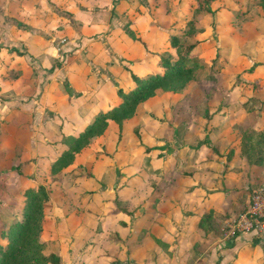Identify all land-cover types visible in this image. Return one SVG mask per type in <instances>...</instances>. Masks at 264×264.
Masks as SVG:
<instances>
[{
  "label": "crops",
  "instance_id": "obj_1",
  "mask_svg": "<svg viewBox=\"0 0 264 264\" xmlns=\"http://www.w3.org/2000/svg\"><path fill=\"white\" fill-rule=\"evenodd\" d=\"M184 3L0 0V231L19 216L25 192L40 184L49 189L40 238L60 264H124L125 258L113 252L120 248L134 264H192L198 259L205 264H244L242 251L233 256L242 246L249 251L245 264H252L251 255L258 251L263 257L258 254L255 261L264 264V232L252 242L250 232L227 241L197 226L208 211L212 224L222 226L246 202L247 186L264 182V166L246 165L238 152L241 128L254 125L264 132V64L259 63L264 35L251 41L252 52H239L238 47L233 52L227 46L224 71L250 69L242 73L241 83L233 84L235 74L223 79L225 104L210 106L215 120L209 124L207 144L212 152L202 155L206 147L197 145L202 142L199 136L168 133L161 151L152 143L145 155L148 164L128 158L122 165L126 147L116 143L117 135L109 133L115 127L108 122L102 134L90 138L60 168L59 184L52 188V161L98 110L117 101L116 87L133 84L128 68L143 74L156 68L155 53L173 51L167 35L179 25ZM250 22L264 26V21ZM249 80L256 81L255 89ZM155 126L146 129L153 132ZM153 156L160 157L159 166L150 165ZM141 174L146 176L143 200L138 199ZM94 206L99 208L96 213ZM120 207L129 211L128 242L121 240L126 233L121 234V220L126 218L116 210ZM138 207L143 213H136ZM109 230L117 232L123 247L106 240ZM148 237L158 249L149 245ZM62 242L67 244L64 250Z\"/></svg>",
  "mask_w": 264,
  "mask_h": 264
},
{
  "label": "trees",
  "instance_id": "obj_2",
  "mask_svg": "<svg viewBox=\"0 0 264 264\" xmlns=\"http://www.w3.org/2000/svg\"><path fill=\"white\" fill-rule=\"evenodd\" d=\"M212 1L187 0L185 7L190 8L191 14L196 18L192 19V22L199 21L205 15L212 16L216 9L224 23L228 20L231 21L232 16H236L238 9L248 11L252 7H257L259 11H264V0H242L243 2L240 0H221L223 2L218 8L210 6ZM232 4L235 6L234 8ZM188 22L191 21H186L181 26V33L174 30L167 35V43L173 51H166L165 54L163 52L155 53L153 60L156 68L147 69L143 74H138L128 68L133 84L127 89L116 87L117 101L105 109L98 110L93 118L71 138L67 148L62 151L60 156L52 161V174L55 173L52 175V188L59 184L57 172L60 168L70 163L74 153L85 146L90 138L102 134L108 122L114 125L117 130L116 135L119 138L123 122L133 117L143 102L153 98L160 91L175 93L179 92L190 81L199 83L203 81L202 76L205 71L209 68L211 71L212 67L215 70V67H218L219 64L217 63L222 61L217 62L216 57L211 60L214 65H208L200 57L202 42L200 38H197V35L203 31V28L194 26L192 22L188 26ZM173 27H177L179 30L180 25ZM231 32L235 31L231 28L229 34ZM223 66L224 63L219 65L218 70ZM249 69L236 72L233 77V84L241 83L244 79L242 73L248 72ZM222 70L223 68L217 73L215 72L214 80L218 79V74ZM209 72L206 77L211 76ZM221 81L224 85L225 82ZM247 82H250L253 89L257 87L255 80ZM238 139V152L246 165L264 166V132L257 126L247 125L238 131ZM230 153L231 148L225 152L226 159ZM48 190V187L40 184L36 188L27 190L19 216L14 217L6 227L1 229L0 264H60L57 254L44 250L45 243L40 238L43 201L47 198ZM116 210L123 211L124 208L120 207ZM126 213L128 214L129 211L126 210ZM211 217V211L200 215L197 226L203 232L213 230L214 226L217 227V225L212 224ZM196 264L200 263L197 262Z\"/></svg>",
  "mask_w": 264,
  "mask_h": 264
},
{
  "label": "rangeland",
  "instance_id": "obj_3",
  "mask_svg": "<svg viewBox=\"0 0 264 264\" xmlns=\"http://www.w3.org/2000/svg\"><path fill=\"white\" fill-rule=\"evenodd\" d=\"M240 1L243 2L242 0ZM184 2L186 3L187 0H184ZM222 2L223 1L221 0H213L210 3V6L212 8H218V6L222 4ZM185 3L183 10L184 15L181 14L180 16H178V18L181 19V21L179 22L180 25L179 30L177 27H173L174 30L177 31L178 33H181L182 30L181 26L184 25L186 21L192 22V19H196L191 14L190 8L185 7ZM234 7L235 6L233 5V8ZM216 10L212 16L205 15L201 17L199 21L197 20L195 22H192L194 26L197 25L203 28V31L197 35V38H200L202 42L200 57L203 60H205L208 65L213 64L211 60L214 59L215 57L217 62L222 61L221 62L222 64L225 63L228 58V49H227L228 45H230V51L233 52L237 50V47L239 49V52L240 50L242 51V49H246L252 52L251 47L248 48L249 44H251V41L256 42V40L258 39L262 40L261 37L262 35H264L263 34L264 26L263 27L259 26L258 28L252 25L251 24L252 22H250V18L254 20V23H261L262 21H264L263 10L259 11L257 7H252L248 11L238 9L236 16L234 17L232 16V20L231 21L228 20L226 23H224L223 19H221V15L218 14ZM191 22H188V26L191 24ZM231 28L236 32L234 35L238 34L234 37L233 41H232V37L234 35L228 38V36L231 35L229 34ZM232 46L233 48H231ZM163 53L165 54V52ZM216 54L218 55L216 56ZM261 58L263 59V61L259 63L264 64V57ZM221 63H217V64L222 65ZM218 67H215L216 68L215 70H213L214 67H212L211 71L210 68L207 71H205L203 75L205 76L204 79L202 76L203 81H200L199 83L190 81L186 84L184 88H182L179 92H175V93L160 91L159 93L155 94L153 98L145 101L144 105L140 106V108L137 110L136 115L134 114L133 117L129 118L126 121L127 130L124 133L121 129V133H120L121 136H119L118 138L119 141L118 140L116 141V143L120 145V147H126L125 151L121 152L120 155V162L122 165L125 164L126 161H128V158H135V160H137L138 162L142 161L143 164L145 165L146 163L148 164V159H147L148 157H146L145 155L148 154V151L153 146L152 143L154 142V145L158 150L163 149V146L166 145L167 142L165 136L168 133H170L172 137H176L178 135H183L185 138L191 137L190 135H192V137L199 136L202 138V142H200L197 145L204 144L206 147L200 150L203 153L201 154L204 155L212 152L210 146L207 144L208 143L207 131L209 129L210 122H213L215 118L211 117V114L209 113V109L210 106L212 107L211 104L221 105L224 103L225 99L228 97V94L225 93L224 91L225 87L221 80L223 79L225 80L229 76L235 74V71L231 72L232 74H228V72L226 73L224 71L226 70V68H223L222 72L218 74V79L214 80L215 72L217 73V71H219L222 68L221 67L218 70ZM208 72L211 73L210 74L211 76L206 77ZM239 97H240V93H239ZM162 121L166 123H163V125H161L160 123ZM179 121L183 123L182 126H176V124ZM223 121H225L224 118ZM156 123L158 124L157 126H155ZM151 124H153V126ZM164 124H170V126L168 127V125H164ZM154 126H155V130L153 132L147 131L146 128L150 130L153 129ZM134 128L136 129L135 131ZM109 133L112 135H116L117 130L114 129L112 130V132ZM110 151H112V148H109L108 152ZM200 151H198L197 153H199ZM160 160H161L160 157L155 158V156H153L151 158L150 165L159 166ZM137 182L140 183V188H141L138 194V199L140 198L143 200L144 199L143 196L145 194L144 185L146 182V176L144 174H141ZM254 187L256 186L255 185L247 186L248 195L253 190ZM244 205L242 204L240 207H244ZM104 206H105L104 209L108 210L107 205ZM99 207H101V205H99ZM122 208H124L123 212L125 213V215L122 216L126 218V221L123 218L121 220L122 225H124L121 229V234H123L124 232H126L127 234L124 233L123 234L124 239L121 240L122 242H124L125 240L126 242H128L129 238L127 239V235L130 232V230L128 229L129 213L128 214L126 213L127 210L126 207H122ZM97 209L99 208L94 206L95 213ZM240 209H238V211ZM136 213L137 214L143 213L142 208L138 207ZM88 224L92 226L93 223L92 221H89ZM112 225L113 224L108 223L107 226L111 228ZM220 225L221 224H219L218 227L214 226V229L212 230L213 231L212 236L213 235L216 237L220 236L223 240H227V241H230V239H233L235 237L233 236L230 239L224 237L222 230L223 224L222 226ZM98 230H100L99 227ZM95 231L97 232V229H95ZM143 232L144 230L142 231V233ZM107 234L108 236L106 237V240H110L109 241L110 244L116 242V248H119L118 244L120 242V239L117 236V232L115 231L113 233L111 230H109ZM250 234H251V238H249L248 241L252 242L254 238H260V235L262 233L260 234L250 233ZM147 240L149 241V245L152 248L154 249L159 248L158 244H156V242L151 237L150 238L148 237ZM90 242H92V240H90ZM121 245L123 247L125 244H121ZM66 247L67 244L62 242V250L66 249ZM245 249L246 247L242 246L233 254V256L237 258L239 251L240 252L242 251L243 254L242 253L240 254H242L241 258L242 261L244 259V264L249 254V251L247 252L245 251ZM110 251H113V249ZM244 251L246 252V255L244 254ZM113 252L118 256H120L122 259L125 258L124 264H134L133 262L128 263V261L126 260L127 255L124 254L123 248H120V252L119 249H115ZM251 253H253L252 250ZM261 253L262 252L258 251L257 254H252V255L250 254L251 255L250 260L252 261V264H258L255 260L258 254H260V256L263 257L262 255L263 253L262 254ZM114 256L116 257V255ZM216 256L218 257V254ZM197 262H199L200 264H205L202 263L200 259H198L195 263L192 264H196ZM239 262L241 261L239 260ZM136 264H140V263H136ZM239 264H242V262Z\"/></svg>",
  "mask_w": 264,
  "mask_h": 264
},
{
  "label": "built area",
  "instance_id": "obj_4",
  "mask_svg": "<svg viewBox=\"0 0 264 264\" xmlns=\"http://www.w3.org/2000/svg\"><path fill=\"white\" fill-rule=\"evenodd\" d=\"M222 230L227 239L241 232H264V182L253 188L244 207L224 222Z\"/></svg>",
  "mask_w": 264,
  "mask_h": 264
}]
</instances>
